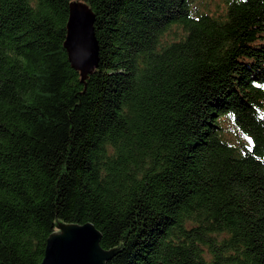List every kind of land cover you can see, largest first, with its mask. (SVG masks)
Returning a JSON list of instances; mask_svg holds the SVG:
<instances>
[{"label": "trees", "instance_id": "obj_1", "mask_svg": "<svg viewBox=\"0 0 264 264\" xmlns=\"http://www.w3.org/2000/svg\"><path fill=\"white\" fill-rule=\"evenodd\" d=\"M73 1L0 0V264H39L55 221L106 264H264V0H79L85 82Z\"/></svg>", "mask_w": 264, "mask_h": 264}, {"label": "water", "instance_id": "obj_2", "mask_svg": "<svg viewBox=\"0 0 264 264\" xmlns=\"http://www.w3.org/2000/svg\"><path fill=\"white\" fill-rule=\"evenodd\" d=\"M64 49L71 67L85 82L99 62V45L94 31L95 16L85 1L75 0L69 5ZM60 231L45 240L44 257L39 264H106L120 247L104 250L101 234L91 223L83 225L56 222Z\"/></svg>", "mask_w": 264, "mask_h": 264}, {"label": "rangeland", "instance_id": "obj_3", "mask_svg": "<svg viewBox=\"0 0 264 264\" xmlns=\"http://www.w3.org/2000/svg\"><path fill=\"white\" fill-rule=\"evenodd\" d=\"M205 3H207V5H205L208 9L210 10H214L216 9L219 5H220V0H205ZM232 136H234L232 133H231ZM234 142V140H233ZM58 232L60 231V229L56 228V230L54 232Z\"/></svg>", "mask_w": 264, "mask_h": 264}]
</instances>
